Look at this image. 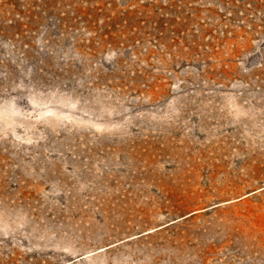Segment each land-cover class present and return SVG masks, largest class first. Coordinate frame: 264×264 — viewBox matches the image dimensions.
<instances>
[{
    "label": "rangeland",
    "instance_id": "1",
    "mask_svg": "<svg viewBox=\"0 0 264 264\" xmlns=\"http://www.w3.org/2000/svg\"><path fill=\"white\" fill-rule=\"evenodd\" d=\"M0 264H264V0H0Z\"/></svg>",
    "mask_w": 264,
    "mask_h": 264
}]
</instances>
